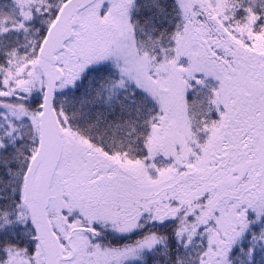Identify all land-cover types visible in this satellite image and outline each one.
Listing matches in <instances>:
<instances>
[{
    "label": "snow or ice",
    "instance_id": "1",
    "mask_svg": "<svg viewBox=\"0 0 264 264\" xmlns=\"http://www.w3.org/2000/svg\"><path fill=\"white\" fill-rule=\"evenodd\" d=\"M0 264H264V0H0Z\"/></svg>",
    "mask_w": 264,
    "mask_h": 264
}]
</instances>
